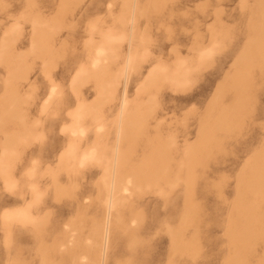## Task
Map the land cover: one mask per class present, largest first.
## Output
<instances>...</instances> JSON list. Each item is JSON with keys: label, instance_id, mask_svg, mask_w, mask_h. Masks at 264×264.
<instances>
[{"label": "rangeland", "instance_id": "374dc122", "mask_svg": "<svg viewBox=\"0 0 264 264\" xmlns=\"http://www.w3.org/2000/svg\"><path fill=\"white\" fill-rule=\"evenodd\" d=\"M119 35L115 58L90 69L92 47ZM180 62L187 81L174 86L162 70ZM81 102L78 150L99 143L102 156L83 167L65 157ZM112 165L132 185L101 254L90 241ZM27 205L31 223L4 218ZM93 253L94 264H264V0H0V264Z\"/></svg>", "mask_w": 264, "mask_h": 264}, {"label": "bare ground", "instance_id": "6f19581e", "mask_svg": "<svg viewBox=\"0 0 264 264\" xmlns=\"http://www.w3.org/2000/svg\"><path fill=\"white\" fill-rule=\"evenodd\" d=\"M132 16H133V14L131 13V18H132ZM36 25H37L36 23L33 24V28L34 29H35ZM16 26H18V25H16ZM122 39H124V36L123 35H119L118 37H115V38L114 37H110V36H105L104 37V43L101 44V45H99V46H96L95 48L92 47V50H91L90 54H88V56H87V61H88V64L87 65H88V67L90 69H92L93 71L94 70H99L103 66V63L105 61H107L109 57H110L109 60L114 59L115 58V55H114V51L112 50V44H113L114 41H117V40L120 41ZM131 39H132V37H131V35H129V39H128L129 47H130ZM5 42H7V41H5ZM30 47H31V49H34L35 48L34 43H32ZM209 53L208 52H205L203 55L202 54L201 55L202 56H206V55L208 56ZM133 64H134V56L132 55V53L130 51H128V53L124 57L123 67H121L122 68V73L121 74H122V78L123 79H125L126 76H127V74L131 71ZM178 65L180 67V69H178V70L172 69L170 71H167L166 68H163V70H162V73L163 74L167 75V73H168L169 76H170V77L163 76L164 80L167 81V82H169L170 84H172L174 86L175 85H182V84L186 83L187 76H188V69H187L185 63L184 62H180ZM104 68H105V66H104ZM78 71H79L78 72L79 75L77 74L78 76H82V75H85L86 74V69L85 68H82L81 67ZM115 72H114V74H115ZM77 75L75 77H77ZM115 75H117V74H115ZM119 76H120V74H119ZM75 81H76V79H75ZM114 81H116L115 78H114ZM46 101H47V99H46ZM119 101H120V103H119V107H120L119 108V111H120L119 112V119L121 120L124 117V115L126 113V110H127L126 84H124L123 87H122V92H121V95L119 97ZM44 106L46 107V105H44ZM44 106H43V109L42 110H44ZM75 110L76 111L73 110L75 112L73 115L69 112V114L72 115L71 116V118H72V125H71V127L68 126V127H70L68 129V133L70 134V136L74 140L72 142H69L68 143L67 149H66V152H65V154H66L65 157L68 159V161L71 160V162L76 163L79 166H83V165H85L87 163H90V162L101 163L102 156L99 154L100 153V150L98 149V147L100 145L99 143L92 144L90 147H88L80 155H77L76 154L77 148H78V144H79L78 141L80 139L84 138L86 136V133H87V128L82 125V122H83L84 118L87 117L89 114H88L87 109H86V107H85V105H84L83 102L79 103L78 104V107L75 108ZM98 120L99 119H97V121ZM35 124H37V123H35ZM95 124H97V123H95ZM100 126L98 128L99 130H100ZM96 127H98V126H96ZM65 129H66V127H65ZM119 135H120V130H118V132H117V137H119ZM103 150H104V148H103ZM114 154L117 155V151H115ZM116 155H115V158H114L115 162H116ZM67 159H66V161H67ZM68 161H67V163H68ZM113 169H115V166H113ZM112 174H113V172H112ZM131 185H132V182L130 180L124 181L123 183L122 182H118L117 183V181L111 182V181H108V180L105 182V187L107 189V196H106V198L103 201V220H102V223H101L102 224L101 225V228L99 229V232H98V237H99V240L101 242V245H100L101 246V250H102V253L101 254H103V250H104V248L106 247V245L108 243V239H109V235H110V230H111L112 223H113V214H114L117 206L119 205V203H121L122 197L125 196L126 194H128L129 187ZM29 188H31V187H29ZM15 216H16V214H15ZM23 216H25V215H23ZM16 218H18V217H16ZM16 218H15V220H16ZM23 218L24 217H22V220H24ZM9 219H11V218H9ZM22 220H21V223H22ZM27 221H29V220L27 219ZM85 259H86L85 257H82L81 258V263H84L85 262Z\"/></svg>", "mask_w": 264, "mask_h": 264}, {"label": "crops", "instance_id": "0c3cea01", "mask_svg": "<svg viewBox=\"0 0 264 264\" xmlns=\"http://www.w3.org/2000/svg\"><path fill=\"white\" fill-rule=\"evenodd\" d=\"M205 53V52H204ZM204 53H202V55L204 54ZM66 149H67V147H66ZM66 152V151H65ZM84 152V151H83ZM83 152H79V150H78V148H77V152H76V154L77 155H80V154H82ZM99 154H101V152L99 153ZM90 163H96V162H90ZM76 164V163H75ZM87 164H89V163H87ZM76 165H78V164H76ZM86 165V164H85ZM85 165H83V166H85ZM79 166V165H78ZM83 166H79V167H83ZM107 170V169H106ZM112 172H113V174H112ZM112 172H110V173H106L105 174V179L106 180H108V181H111V182H115L116 181V175H115V169H113L112 168ZM30 177H33V174H31L30 175ZM127 181V180H126ZM106 182V181H105ZM118 183V182H117ZM123 183V182H122ZM13 186V184H9L8 186L9 187H12ZM29 187H31L30 188V192L34 195V197H37L38 196V192H37V190H36V188H35V186L34 185H30ZM35 188V189H34ZM33 189V190H32ZM106 196H107V189H106ZM106 196H105V198H106ZM119 197V196H118ZM117 197V198H118ZM104 198V199H105ZM104 201V200H103ZM23 208V209H22ZM21 209L19 208V209H17V210H15L14 211V213L12 214V213H10V214H8V215H5V219H8V220H11V221H13V222H15V223H18V224H21V225H23L24 223L26 224V223H31V215H30V211H29V209H30V207L29 206H25V207H22ZM15 214H16V216H15ZM21 215V216H20ZM23 215H25V216H23ZM14 216V217H13ZM20 216V217H19ZM13 217V218H12ZM16 217H18V218H16ZM22 217H24L23 219L24 220H22ZM26 217V218H25ZM9 218H11V219H9ZM15 218H16V220H15ZM22 220V223H21V220ZM27 219L29 220V221H27ZM15 220V221H14ZM19 220V221H18ZM102 220H103V215H102ZM102 223V222H101ZM101 225L102 224H100L99 226H98V228H97V230L95 231V233H94V240L93 241H90V242H94V241H96V239H97V235H98V232H99V229L101 228ZM92 247V246H91ZM90 247V248H91ZM109 248H110V242H109ZM92 249H93V247H92ZM109 251V250H108ZM94 252H95V250H94ZM95 254H96V252H95ZM94 253H93V259L91 260L90 258H88L89 260H90V262L88 263V264H94V263H92L93 262V260L94 259H96V255H95ZM86 257V256H85ZM80 261H81V258H80ZM95 261V260H94ZM83 264V263H82ZM85 264V263H84Z\"/></svg>", "mask_w": 264, "mask_h": 264}]
</instances>
